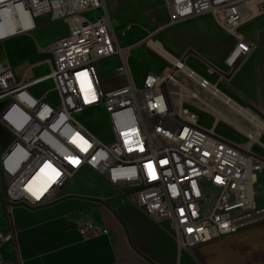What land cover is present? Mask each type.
I'll list each match as a JSON object with an SVG mask.
<instances>
[{"label":"built area","instance_id":"1","mask_svg":"<svg viewBox=\"0 0 264 264\" xmlns=\"http://www.w3.org/2000/svg\"><path fill=\"white\" fill-rule=\"evenodd\" d=\"M129 1L153 2L163 9L168 20L159 31L210 13L233 40L225 59L228 71L209 66L220 80L253 52L255 43L245 29L264 16V0ZM99 9L100 15H87ZM42 16L48 23L64 21L68 28L45 48L38 45L50 52L49 70L28 76L29 62L19 73L0 60V125L11 135L5 145L0 140V264H23L14 207L33 210L66 196L99 204L111 198L134 203L169 221L183 248L234 234L264 218L257 200L264 158L253 151V141L264 147L263 133L257 140L248 137L250 143L226 139L216 124L202 125L176 97L182 75L214 96L222 93L217 83L178 57L164 58L169 65L165 73L149 71L137 82L130 64L133 47L118 40L108 0H0V42L31 33ZM108 58L117 62L106 67L110 76L105 77L98 63ZM48 81L56 100L31 91ZM92 107L107 113L111 142L74 116ZM45 184L49 187L41 192ZM74 184L80 190L70 191ZM77 224L84 239L109 232L90 213H82ZM7 242L15 246L14 259L3 253Z\"/></svg>","mask_w":264,"mask_h":264},{"label":"crops","instance_id":"2","mask_svg":"<svg viewBox=\"0 0 264 264\" xmlns=\"http://www.w3.org/2000/svg\"><path fill=\"white\" fill-rule=\"evenodd\" d=\"M134 3L157 5L143 1ZM204 16L185 22H199L205 18ZM38 19H43L41 24L37 23ZM38 19H36L35 30L51 24L47 22L46 17L42 16ZM64 24L65 31H68L67 24L65 22ZM252 24L253 29L250 35L255 43V49L234 73H230L221 80L218 77L215 83L220 86L226 96L264 120V16L257 18ZM58 38L60 37H54V40ZM54 40L53 38L47 40L46 45H42L37 40L35 43L37 47L39 45L45 48ZM35 50L44 54V59L33 62L29 60L33 68L28 76L40 75L49 70L47 60L51 57L50 52L41 51L36 47ZM25 63L12 65L18 67L19 73H22ZM217 67L219 70L228 71L224 64ZM147 72L149 70L145 68L137 77L134 73L133 75L137 82H141ZM208 73H210L209 70ZM216 74L219 76L218 73ZM36 87L31 89L34 95L38 97L47 95L50 99H57L52 81L49 83V88L41 93L34 90ZM52 93L54 97L51 96ZM201 96L212 103L213 108L217 110L215 112L212 107H207L202 101L201 107L197 106L213 117L212 126L216 124L219 135L226 139L230 138L218 132L221 121L237 127L225 119H218L217 112L232 118L240 126L252 130V125L251 128L245 126L249 121L233 113L228 105L213 98L211 93L202 91ZM229 140L234 141L232 138ZM69 190L72 192L80 190V186L71 185ZM73 200L78 201L79 204L75 207H62ZM82 213L92 214L99 224L108 228L109 232L91 239H84L77 224L78 217ZM13 216L18 229L16 244L23 264H264V218L234 234L221 236L194 247L183 248L172 233L169 221H160L146 214L134 203L120 198H111L99 204L86 197L66 196L52 204L33 210L16 206L13 209ZM2 227L5 231L9 229L5 218L2 219ZM14 247L11 242L3 245L2 250L7 259H14Z\"/></svg>","mask_w":264,"mask_h":264},{"label":"rangeland","instance_id":"3","mask_svg":"<svg viewBox=\"0 0 264 264\" xmlns=\"http://www.w3.org/2000/svg\"><path fill=\"white\" fill-rule=\"evenodd\" d=\"M108 3L113 18V27L118 40L123 46L133 47L130 62L135 77L145 68H148L149 71L158 73H165L167 71L169 66L168 62L148 45L147 37L155 33L153 39L162 41L174 56L186 58L190 66L194 67L200 73L208 75L214 83L218 80L219 76L215 72L214 74L208 73L209 66L212 67L213 70H217V66L222 64L225 65L226 55L233 47V40L227 33L220 29L210 13H205V18L199 22L187 23L184 21L175 27L172 25V28L168 27L164 28V31H159L160 25L167 22L168 19L164 10L158 7V5L152 3H134L129 0L126 2L123 0H108ZM152 7L157 8L156 13L146 14V11ZM94 14L100 15L101 10L99 9L95 12L87 13L89 17H93ZM42 20L43 19H38L37 23L41 24ZM252 29L253 24L245 29L246 34H251ZM66 32L64 22L58 21L46 25L42 27V29L32 31L31 33L22 34L21 36L18 35L19 37L14 36L8 38L0 42V60H7L14 65L29 62V60L32 62L42 60L44 59V54L38 53L35 50V47L36 49L38 48L35 40L42 45H46L48 43L47 40L52 38L54 40V37H61ZM116 62V58H108L98 63L105 77L110 76V70L106 69V67ZM180 82L183 86H188L187 88L191 91H197L201 95L202 91L193 86L191 81L185 78V76L182 75L180 77ZM49 83L50 81L37 86L34 90L41 93L49 88ZM51 96L54 97L55 95L52 93ZM212 97L215 98L213 95ZM182 103L197 113L199 122L202 125L205 127L212 126L213 117L207 112L197 108V106L201 107L202 105L199 99L185 96ZM74 116L98 138L104 142H111L109 118L103 108L92 107L82 112L75 113ZM251 125L252 124L247 122L245 126L251 128ZM251 129L255 130L254 127ZM217 130L219 133L232 138L234 142H250V139L239 131V129L223 121L220 122ZM0 140L4 145L11 140V135L1 125ZM253 142V151L264 157V147L256 141ZM261 142L264 144V133ZM259 188L261 189L259 190ZM257 200L258 207H264V171L261 173V179L258 183ZM67 203L69 204L62 207H75L79 204L78 201L74 200Z\"/></svg>","mask_w":264,"mask_h":264},{"label":"bare ground","instance_id":"4","mask_svg":"<svg viewBox=\"0 0 264 264\" xmlns=\"http://www.w3.org/2000/svg\"><path fill=\"white\" fill-rule=\"evenodd\" d=\"M150 36L151 35H149L147 38H149ZM148 45L151 47V49L153 51L158 53L163 58L174 59V57H176L167 49L166 45L160 40H154V39L152 40V39H150V40H148ZM177 86L179 87V89L176 88V90L178 92L176 94V97H178L180 99V101H183V98L185 96H189V97H192V98L199 99L200 101L204 102L207 105V107H212V109H214L215 112L217 111L215 108H213L214 106H213L212 103L206 101L205 98H203L197 92L191 91L189 88H187L188 86L187 87L183 86V84L181 82L178 83ZM214 97L218 98L220 101H222L226 105H228L233 113H236L237 115H239L242 118H244L247 121H249L253 125L255 130H247V129H245L244 127L238 125L236 123V121L234 122L232 120V118L228 117L227 115H225V114H223L221 112H217V114H218L217 118L218 119H225V120L231 122L233 125H235L239 129V131L243 132L247 137H250L252 140H257L259 138V136L262 133H264V120H262L257 114H255L254 112H252L248 108H245L242 105L238 104L232 98L226 96L224 91H222V93H220L219 95L214 96ZM48 187H49V184H45L42 187V191L41 192L47 191ZM260 189L261 188H259V190Z\"/></svg>","mask_w":264,"mask_h":264}]
</instances>
